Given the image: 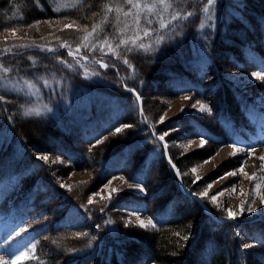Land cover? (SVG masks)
<instances>
[{
	"label": "rangeland",
	"instance_id": "rangeland-1",
	"mask_svg": "<svg viewBox=\"0 0 264 264\" xmlns=\"http://www.w3.org/2000/svg\"><path fill=\"white\" fill-rule=\"evenodd\" d=\"M15 1L21 2L20 0ZM67 1L70 4L65 5L64 3H60L61 5L58 10L71 8L72 4L82 7V2H84L83 7L86 5L85 0ZM170 1L173 2L175 7H178V3H192L189 9L183 8V10L188 11L186 16L188 18L189 11L199 6L201 14L195 27L197 30L195 34L196 42L192 44L191 39L189 40L190 45L195 46L194 50L192 49V54L194 58H198L199 55L205 58H214V54L208 44V27H213L215 21L219 19V14H216L218 4L215 2L214 5L209 6L206 0H165L168 5H170ZM232 1L239 2V0ZM104 2H106V4L101 8L102 16L107 19L113 16H120L118 24L115 26H118L120 29L137 31V33L133 35V38L128 41L129 47H125L129 54L134 51L132 59H129L127 63L123 60H118L113 43L107 44L111 45L110 48L108 46L103 47L101 54L105 59L90 58L89 61H86L84 58L76 56V54H70L73 58L67 55L61 56L63 54L61 50H63L64 47L62 45L55 46L53 41L57 42L55 40H58L64 35L67 36L71 30H75L78 33L77 38L86 36L85 32L80 28V26H82L80 23L81 21L79 19H74V15L35 16L28 19L27 15H25L26 13H24L25 6L23 5L21 10L18 9L17 13L11 16L8 24L0 25V95L4 97L3 100H0V106L4 108L5 105H7L13 108L12 103H14V105L17 104L19 107L20 104L17 103V97L21 92L23 101L26 104L21 106V110L19 109V117L22 118V120L26 119L29 126H35L34 121H40L41 118L53 120L54 113H59L60 110H62L65 100L63 99L60 107L54 108L52 103L49 104V95H47V93L50 92L53 84L56 85V88H59V84H62L56 75L63 70L64 65L69 67V71L65 70V74L70 77L69 79L74 78L76 84L79 83L80 80H83V86L92 89L95 94L100 93L103 87L109 90L106 95H108V93H115L112 88L115 89L116 85H119L120 88L123 87V90L131 93L132 97L131 101L127 100V102H123L127 115H125L123 119V124L116 127L115 122H113L112 125L111 122L114 121L112 118L106 123H101L99 127L103 131L100 132L102 138L98 140L99 142H90L89 145H87L90 150H92L97 143L104 141L110 136H118L126 129H133L134 127L132 126H135L138 121L147 123L154 136H158L154 134L157 125L161 126L163 129L161 134L164 135V137L168 135L170 139L168 142L165 138L168 153L170 154L169 146H171L174 151V157L180 162L179 167L172 159L179 169L181 182L186 185L183 182L184 176H186L187 180L191 182L190 185H186V188L202 199V201H199L193 196L191 197L202 205L203 210V206L206 205L215 213V216H222L223 218L229 219L227 223H229L232 230L235 231L238 238L237 243L242 248L264 249V244L256 241L251 235L246 237L242 234L243 232H241L240 228V226H247L251 223L258 224L257 233L264 237V203H262L260 199L261 196H264V159H261L264 157V141H262L263 137H261L264 132V124L263 126L260 125V121H262L261 116L254 115L251 112L249 117L247 116L248 121L246 123H240V125L237 124L235 126H231L230 123L227 125L225 124L231 132L232 140L229 137L230 142L217 144L207 141V144L202 146L201 141L205 139L190 135L186 125L187 120H190L191 116H196L212 124L211 126H214L213 121L217 116V112L210 105L209 99L190 92L173 95L166 88L156 90L152 86L153 83H151V78H158L162 74L163 68L161 65L166 60L175 57L174 49L180 45L179 42L184 36L183 31L185 29L182 30V27L187 25L186 21L183 19L176 23H173L172 20L171 22H165L169 25V28L175 26L176 33H179L178 35L173 33L172 38L169 39L167 38V29H162L159 25H156L154 31L151 29L154 24L148 25L145 22L143 9L134 10L125 0H107ZM138 2L155 3L158 5L156 9L158 15L153 14L148 17L153 21L168 9L164 10L163 5H159V0H138ZM108 7H112L113 11L108 12ZM117 7L122 11L117 12ZM206 7L209 8L207 13L204 12ZM239 8L240 3L234 5L233 8L228 7L230 16H233V13ZM133 11L140 12L138 23L134 22L132 15L127 17L123 15V12L132 13ZM95 14L96 11L92 12L88 17L94 18ZM87 23L89 24L90 21L88 20ZM92 24V27H95L94 22H92ZM67 25H72V27L68 28L66 27ZM201 25H203V27H201ZM90 26L88 28H90ZM262 28L264 29V26ZM145 30L150 32L151 35L145 37ZM198 31H200L199 34ZM193 33L195 32L193 31ZM158 35H164L165 40L162 45L157 46L155 41ZM132 41H134V43ZM26 43H28V45ZM37 43L43 44L38 46ZM141 43L145 46L143 49L139 47ZM149 45L152 47L149 48ZM24 47H28L29 49L22 50V52L27 50L24 54L19 53L21 52L19 50ZM34 51H39L40 54ZM72 52L80 53L77 51ZM55 53H58L59 56H55ZM183 56L184 54L181 58H183ZM243 57L247 61L249 59L251 63L253 62L248 49L243 50ZM113 58H115L116 61H113ZM105 63L108 64L107 68L100 66ZM261 66H259V68L253 66L250 68H243L239 66L236 69L222 63V67L210 69V74H212V76H210L209 79L212 80L214 74H220V79L223 77L225 80L232 81L237 89L245 93L247 97H250L249 102L252 100L255 105H259L264 109V80L257 79L252 75L256 72H260L264 75V65ZM4 69H8V71L5 72ZM34 73L41 75L39 79H36L38 85L28 79H22L23 76L30 77V75ZM54 74L56 75L54 76ZM18 75L22 77H18ZM130 79L132 82L137 81L145 92V109L147 113H145L144 110V99L142 98V102H139L137 96L126 89V86L129 87L128 85L130 83H127V81ZM220 79L216 77V80ZM46 80L50 84H48ZM42 84L45 85L44 88L40 87ZM60 89L66 96L67 93L69 94V89L66 85L63 84ZM107 90H105V92ZM4 93H7V96H4ZM185 96L191 97V99L186 100L184 99ZM116 100L117 99L110 97V99H107L106 103H113ZM197 101L206 104L208 108L211 109V113L209 114L207 111L201 112L199 110V104H197L196 108H193L192 104ZM134 108L137 109L140 117L138 114L136 117ZM48 109H51V111H48ZM0 113L2 112L0 111ZM37 113L40 114L37 115ZM251 117H254L259 122L258 129H255L253 126ZM148 118L152 124L148 122ZM179 122L184 123V125L179 126ZM12 127L14 126L12 125ZM117 128L120 129L119 132L116 131ZM108 129H110V131L104 132ZM30 132L34 139H40L41 142H48L49 147L46 148V152H41L40 150L42 149H32L30 152H27L28 154L26 153L25 157L29 156L32 164H37V166H43L45 162L47 166L50 167L44 166L45 170L47 168L48 171V180L53 179L54 184L58 185V187L60 186L65 191L71 192V195L76 197V199H74L75 202L72 201L67 203L68 207L66 210L68 213H71L73 217L68 216L66 219H74V222L77 219L81 222L85 221L82 224L84 226L82 227L83 231L86 233L87 231H93V235L91 236L93 239L90 243V248L97 249L99 257L106 255L107 263L108 257L111 255V248L116 252L115 246H132L136 244V241L132 244L129 243V239H133L131 236H137L138 239L142 240V237L145 235L158 234L166 229H171L172 232H176L179 236L186 235L187 239L183 240L185 243H182L184 247L187 246V244L194 245L196 252L194 256L192 255V257H190L193 264H208L207 261H209V258H207L205 252L208 245L211 244V240L206 236L208 235V231H205L204 235L200 233L206 221V215L211 214L204 210V214L202 215H198L199 213H197V215L194 214L195 216L193 215L185 218L186 216L178 215L179 213L176 211V207H178L176 203L183 205L185 204V200L179 199L178 201H172L168 199L167 201L165 196L161 198L156 196L155 198L156 192L163 193L165 190L164 188H166L164 187L166 182L159 179L151 186L156 172H152L151 177L149 176L147 183L144 184L132 181L128 179V176L121 173L113 174L110 177L96 181L94 173L98 175L99 172H102L104 168L103 165L106 166L110 158L114 156L112 153L120 149L121 151L123 149L126 151L128 149L126 148L128 143L127 140V142L120 141L119 145L112 148V150H105L99 158L87 161L83 163L85 165L80 166L66 161L60 154H57V151L51 147L56 141L52 138H50L49 141L44 139L42 137L44 132H40L39 128L33 127L30 129ZM215 136L218 137V140L223 141L224 135L220 129H216ZM28 137L26 132H17L14 128L10 130H2L0 128V143H3V140H8V142H12L13 144L19 143L16 145H23L25 143L31 146L28 142ZM133 138L134 137H131L130 139ZM155 144L153 142L151 145H148V148L150 147L149 149L152 150L153 147H162L160 141H157ZM233 144H235V148L232 147ZM158 148H156L157 152L154 154L161 157ZM224 148L227 149L225 155L222 153ZM163 149L165 150V148ZM1 150L2 149H0V151ZM92 151H96V149ZM44 156H47L48 159L44 160ZM133 160L137 162L140 160L141 162L139 163L143 162V158H139L138 156ZM171 168L175 175L173 176L176 177V180L180 181L175 168H173V166H171ZM241 168H243V172L240 171ZM193 169H195L194 172ZM230 172H236V175L226 176V173ZM138 177L141 181L142 174ZM178 184L180 186V182H178ZM257 184L260 185L259 195H257ZM137 185L140 186L139 189H137ZM4 188L5 183L0 184L1 194ZM152 191L154 193H152ZM183 192L186 193L184 189ZM136 195L144 198L149 195H154L150 205V209L153 212H151L149 207H143L141 203L138 204L136 201H128L129 196ZM20 197V192L18 190L12 195H8V205L18 201ZM213 197H215V200H213ZM0 198L2 199V196H0ZM23 200L24 197H21L18 202L21 204L24 202ZM55 201L59 200L56 199ZM89 201H91V203ZM126 201L129 202L130 208L124 206L123 202ZM242 204L245 209L243 214L240 212ZM80 205H83L87 209L92 208V210L85 212V215H79L77 213V207L80 208ZM249 207L254 210L251 212L248 211ZM229 209L236 213L235 219L228 217ZM132 212H136L137 215H132ZM137 216H139V219L145 221L152 220L155 227H140ZM34 220L37 224V218H34L33 221ZM258 220L263 221L262 223H258ZM128 221H131V223H128ZM182 223L188 225L186 234L177 230V228H179L178 226ZM207 229L209 230L210 228ZM27 231V226H23L19 229V219H14L12 212L7 211L0 213V257L10 261L22 252H27L28 257L21 260L20 264H56L58 261L57 258L54 261L55 254H62L65 257H70L82 253L85 250L80 246V243L74 245V242H68L66 244L64 241H60L58 236H51L50 231L37 240H35L33 233L28 234ZM79 232H71L72 234H69V236H75V233ZM178 235L175 236L178 237ZM111 237L115 239L113 244L114 247L108 242ZM94 240H96V242ZM190 241L191 243H189ZM138 242L142 255L149 252L148 250L150 247L147 244H143L142 241ZM151 244L154 245V242ZM85 247L86 250H90L87 241H85ZM170 254L174 256L178 255L175 251ZM150 256L149 263L146 261L147 264H175L172 259L157 258L154 251ZM98 263L99 262H96L95 264Z\"/></svg>",
	"mask_w": 264,
	"mask_h": 264
},
{
	"label": "trees",
	"instance_id": "trees-1",
	"mask_svg": "<svg viewBox=\"0 0 264 264\" xmlns=\"http://www.w3.org/2000/svg\"><path fill=\"white\" fill-rule=\"evenodd\" d=\"M20 1L21 2L15 0H0V25L8 24L11 16L16 14L18 9L21 10L23 5L25 6L24 13H26L25 15H27L28 19L35 16L74 15V19H79L81 21L80 23L82 26H80V28L85 32V35L93 32L94 27H92V22H94L96 31L87 41V43H89L88 48L83 47L86 42L83 40V37L77 38L78 33L75 30H71L67 36L64 35L58 40H55L57 42L53 41L55 46L62 45L64 47V49L61 50L63 51L61 56L67 55L73 58L69 51H76V49H79L80 53L89 58H103L100 50L101 47L103 48L107 46V44L112 43L118 60L129 61V59L131 60L134 56V51L130 54L126 51L125 47H129V45L128 43H124V41L132 39L137 31L120 29L118 26H115L118 24L120 16H113L109 19L102 16L101 8L106 4L104 1L107 0H85L86 5L84 7V2H82V7L72 4V7L66 10H58V8L61 5L60 3H64L65 5L70 4L67 0ZM216 3L218 4L216 14H219V19L215 21L213 27H208V44L214 54V58L201 57L199 54H196L199 55L198 58H194L192 54V49L194 50L195 46L190 45L189 40L191 39L192 44L196 42L195 34L197 30L195 27L201 14L199 6L189 11L188 18L186 17L188 11L183 10V8L189 9L192 3H178V7H175L173 2L170 1V7L153 21L154 25H152L151 29L154 31L156 25H160L161 18H163L164 22H171V15L175 13L180 17L177 21H182L184 19L187 25L182 27V30L185 29L183 31L184 36L179 42L180 45L174 49L175 57L166 60L161 65L163 68L162 74L158 78H151V83H153L152 86L156 90L166 88L173 95L190 92L209 99L210 105L217 112V116L213 121L214 126H211L212 124L203 119L191 116L190 120H187V129L190 135L203 138L210 143L225 144L229 142V137L231 139L230 132L226 125L230 123L231 126H235L237 124L240 125V123H246L248 121L247 116L249 117L251 112H256L254 109H251L255 108V104L252 100L249 102L250 97H247L245 93L237 89L232 81L225 80L223 77L220 79V74H214L213 79L210 80L209 78L212 76V74H210V69L222 67V63L236 69L239 66L243 68H250L251 66L259 68V66L264 65V29L262 28L264 26V0H239V2L232 0H216ZM238 3H240V10L238 9L233 13V16H230L228 7L233 8L234 5ZM94 11H96L95 17L89 18L88 16ZM88 20L90 21L89 24L87 23ZM177 21L172 22L176 23ZM89 26L90 28H88ZM193 31L195 33H193ZM199 33L200 31H198V34ZM26 44L28 45V43ZM42 44L43 43H37L38 46ZM160 45H162V43ZM24 49L28 50L29 48L24 47L19 50L21 51L19 53L24 54L27 51L25 50L22 52ZM245 49L249 50L253 61L252 63L249 59L247 61L243 57V50ZM34 52L40 54L39 51ZM183 54L184 56L181 58ZM55 56H59V54L55 53ZM103 59H105V57ZM112 60L116 61L115 58ZM65 70L69 71V67L66 65H64L60 73L57 75L54 74L62 83L59 84V88H56V85L53 84L52 89L47 93V95H49V104L52 103L54 108L60 107L63 99L65 100L63 108L59 113L55 112L54 117L49 114L53 117V120L41 118L40 121L33 122L35 126H29L26 119L22 120V118L19 117V109L21 110V106L26 104L23 101L21 92L17 97V103L20 104L19 107L12 102L13 108L7 105H5L4 108L0 106V111L2 112L0 113V128L2 130L14 128L17 132H26L29 136L28 142L31 145L29 146L25 143L23 145H16L19 143L13 144L12 142H8V140H3V143H0V149H2L0 151V184L5 183L3 193H0V196H2L1 209L14 210L19 216L22 218L24 217V225L36 231L39 238L50 231V235L58 236L60 241H64L66 244L68 242H74V245L80 243V246L85 249L84 251L82 250V253L70 257H65L62 254H55L54 261L56 258L58 261L56 264H95L96 262H99L98 264H147L150 261V254L153 253V251L157 258L172 259L175 264H193L190 257H192V255L194 256L196 252L194 245L187 244V246L184 247L182 243H185L183 240H185L186 235L179 236L176 232H172L171 229H166L158 234L145 235L142 237V240L138 239L137 236H131L133 239H129V243L132 244L136 241V244L132 246L114 247L113 244L115 239L111 237L108 242L117 251L114 252L113 248H111V255L108 257L107 263L106 255L99 257L97 253L98 250L90 248V243L93 239V237H91L93 231L86 230L87 233L83 231L82 227L84 226L82 224L85 221L81 222L77 219L74 222V219H66L68 216L73 217V215L66 210L68 207L67 203L72 201L75 202L74 199H76V197L71 195V192L65 191L60 186L58 187V185L54 184L53 179L48 180V171L47 168L45 170L44 166L50 167L47 166L45 162L43 166H37V164H32L29 156L25 157L26 153L30 152L32 149H42L40 150L41 152H46V148L49 147L48 142H41L40 139H34L30 132V129L33 127H37L40 129V132H44L42 136L44 139L49 141V139L52 138L56 141L51 147L57 151V154H60L66 161L80 166L85 165L83 163L87 161L99 158L105 150H112V148L119 145L120 141L124 142L127 140L128 143L126 148L128 149L126 151L124 149L121 151L120 149L112 153L114 156L110 158L106 166L103 165L104 168L102 167V172H99L98 175L94 173L96 181L110 177L113 174L121 173L128 176V179L132 181L144 184L147 183L149 176L151 177V173L156 172L154 180L152 179L151 186L159 179L166 182L164 186L166 188H164L165 190L163 193L156 192L155 198L156 196H159V198L165 196L167 201L168 199L172 201H178L179 199L185 200V204L183 205L176 203V206L178 205V207H176V211L179 213L178 215L186 216L185 218L193 216L194 214L197 215V213H199L198 215L204 214L202 205L180 189L178 184L179 181L174 177L175 175L173 174L171 164L166 159L163 144L160 142V144H162L161 148L153 147L152 150L149 149L150 147L148 148V145H151L153 142L154 144L157 143V141L159 142V139L157 136L153 135L147 123L138 121L136 124L134 123L135 126H132L134 127L133 129H126L118 136H110L104 141L97 143L96 146L92 148V150L96 149V151L90 150L87 145H89L90 142H97L102 138L100 132L103 131L99 127L101 123H106L112 118L114 120L111 122L112 125L113 122H115L116 127L123 124V119L126 115L125 104H123V102L132 100L131 93L123 90V87L120 88L119 85H116L115 89L112 88L115 93H108V95H106L109 90L103 87L100 93L95 94L92 89L83 86V80H80V82L76 84L74 78L69 79L70 77L65 74ZM31 75L30 77L18 75V77H22L24 80L28 79L38 85L36 79H39L41 75L38 73ZM216 77H219L220 80H216ZM127 83H130L128 86L134 87L139 94L143 96L144 110L145 113H147L145 109V92L137 81L132 82L130 79ZM48 84L50 83L48 82ZM63 84L69 89V94L67 93V96L60 89ZM44 86L43 84L40 85L42 88H44ZM105 90L107 91L105 92ZM4 96H7V93H4ZM110 97L117 100L107 104L108 102L106 103V101L110 99ZM256 110L261 112L259 109ZM134 111L137 117V109L134 108ZM251 121L253 126L257 127L255 120L251 119ZM148 122L152 124L149 118ZM12 125L14 127H12ZM178 125L181 126L184 125V123L179 122ZM216 129H220L224 135L223 141L218 140V137L215 136ZM162 130V127L157 125L154 134L161 136ZM108 131H110V129L104 132ZM131 137L134 138L130 139ZM165 138L168 142L170 141L168 135L165 136ZM156 148H158L161 157L154 154L157 152ZM169 151L172 159L180 167V162L174 157V151L171 146H169ZM137 156L143 158L142 163H139L141 162L140 160L139 162L133 160ZM141 174L142 178L140 181L138 176H141ZM183 182L187 186L191 183L187 180L186 176H184ZM16 190L20 192L21 197H24V202L21 204L18 202L20 201V197L18 201L8 205V195H12ZM76 190L79 191L78 189ZM152 193L154 192L152 191ZM153 198L154 195H149L146 198L136 195L129 196L128 201H136L138 204L141 203L143 207L147 206L150 209ZM56 199L59 201H55ZM128 201L123 202L126 208H130ZM90 210H92V208L87 209L83 205H80V208L77 207V213L79 215H85V212ZM151 212L153 211L151 210ZM34 218H37V224L35 220L33 221ZM205 220V223L202 222L204 224L200 234L204 235L205 231H208V235L206 236L211 240V244L208 245L205 252L207 258H209V261H207L208 264H264L263 248L244 249L237 243L238 238L229 223L215 222L209 215H206ZM258 226V224H249L247 226H240V228L243 235L246 237L251 235L256 241L264 244V238L258 237ZM178 227L177 230L186 234V230L188 229L186 223H182ZM207 228L210 229L208 230ZM69 229L79 230L80 232L71 231ZM71 232L79 233H75V236H69V234H72ZM175 235H178V237ZM85 241L88 242L90 250H86ZM94 241L96 242V240ZM138 241L147 244L150 247L148 250L149 252L142 255ZM191 241L189 243H191ZM152 242H154V245L151 244ZM174 251L177 252L178 255L174 256L170 254Z\"/></svg>",
	"mask_w": 264,
	"mask_h": 264
},
{
	"label": "snow or ice",
	"instance_id": "snow-or-ice-1",
	"mask_svg": "<svg viewBox=\"0 0 264 264\" xmlns=\"http://www.w3.org/2000/svg\"><path fill=\"white\" fill-rule=\"evenodd\" d=\"M125 2H126L128 5H130V6L132 7V9H134V10H140V9H143V13H144V15H145V22H146L148 25H151V24L153 23V20L150 19V18H148V17L151 16V15H153V14L158 15V13L156 12V9H157L158 5L155 4V3H152V4H149V3H140V2H138V0H125ZM206 2H207V4H208L209 6H212V5L215 4L216 0H206ZM159 5H163L164 10H166L167 8L170 7V5H168V4L165 2V0H159ZM107 11H108V12H112V11H113V8H112V7H108V8H107ZM116 11H117V12H121L122 10H121L119 7H117V8H116ZM208 11H209V8L206 7V8L204 9V12L207 13ZM123 15H124L125 17H127V16H129V15H132V16H133V19H134V22H135V23H138V21H139V16H140V12H139V11H133L132 13H129V12H123ZM178 19H180V17H178L175 13H173V14L171 15V20H172V21H177ZM159 26H160V28H162V29H167V30H168V37H167V38H169V39L172 38V34H173V33H174V34H177V35L179 34V33H176V31H175V26H173L172 28H169V25L166 24V23L164 22L163 18L160 19V25H159ZM66 27L71 28L72 25H67ZM201 27H203V25H201ZM95 31H96V29H95V27H94V28H93V32H90V33H88V35H86V36L83 37V40L86 42V43H84L83 47H85V48H88V47H89V43H87V41L89 40V37L92 36L93 33H95ZM150 35H151L150 32H148V31H146V30L144 31V36H145V37H148V36H150ZM164 40H165V36H164V35H158V38L156 39L155 43H156V45L158 46V45H160L161 43H163ZM132 42L134 43V41H132ZM125 43L127 44L128 41H125ZM107 46H108L109 48L111 47V45H107ZM139 47L143 49L145 46H144L143 43H141V44L139 45ZM151 47H152V46L149 45V48H151ZM102 50H103V48L101 47V51H102ZM76 51L79 52V49H76ZM125 63H127V61H125ZM100 66L103 67V68H107V67H108V64L105 63V64H101ZM4 71L7 72L8 69H4ZM252 75H253V77H255V78H257V79L264 80V75H262L260 72L253 73ZM3 99H4V97H3L2 95H0V100H3ZM137 99L139 100V97H138V96H137ZM184 99H186V100H187V99H191V97L185 96ZM197 104H199V110H200L201 112H205V111H207V112H209V114L211 113V109H209L208 106H207L206 104L200 103L199 101H197L196 103H193V104H192V107H193V108H196V107H197ZM48 111H51V109H48ZM141 111H142V109H141ZM39 114H40V113H37V115H39ZM116 131L119 132L120 129L117 128ZM164 139H165L164 135L159 136V140L163 141ZM206 144H207V140H202V141H201V145H202V146H203V145H206ZM165 147H167V145H165ZM232 147L235 148V144H233ZM43 159H44V160H47L48 157H47V156H44ZM261 159H264V157H262ZM194 171H195V169H193V172H194ZM240 171L243 172V168H241ZM227 175L235 176V175H236V172L226 173V176H227ZM139 187H140V186L137 185V189H139ZM259 188H260V185L257 184V185H256L257 195H259ZM205 195H206V193H205ZM260 199H261V202L264 203V196H261ZM213 200H215V197H213ZM89 202L91 203V201H89ZM253 210H254V209H252L251 207H249V209H248V211H250V212L253 211ZM244 211H245V209H244V205L242 204V205H241V208H240V212H241V214H243ZM131 214H132V215H137L136 212H132ZM228 217L231 218V219H235V218H236V213H234L231 209H229V210H228ZM137 220H138V224H139V226L142 227V228H147V227H149V226L155 227V225L153 224L152 220H147V221H145V220H143V219H139V216H137ZM128 223H131V221H128ZM185 239H187V237H185ZM33 247H35V246H33ZM27 257H28V253H27V252H22L20 255L16 256L14 259H12V260H10V261H9V260H4L2 257H0V264H20L21 260H23V259H25V258H27Z\"/></svg>",
	"mask_w": 264,
	"mask_h": 264
},
{
	"label": "water",
	"instance_id": "water-1",
	"mask_svg": "<svg viewBox=\"0 0 264 264\" xmlns=\"http://www.w3.org/2000/svg\"><path fill=\"white\" fill-rule=\"evenodd\" d=\"M126 89H128L129 91L133 92L136 96H138V97H139V102H141V97H140V95L138 94V92L136 91V89H134V88H127V87H126ZM160 141H161V140H160ZM161 142H162L163 145H164V148H165V154H166V158H167L168 162L171 164V166H173V168H175V171L177 172V175H178V177H179V179H180V185H181V188L184 189V190L186 191L187 194H189V195H191V196L197 198L199 201H202V199H200L199 197H197L195 194L191 193L190 190H189L188 188H186L185 185H183V183L181 182V175H180L179 169H178V167L176 166V164L173 162V160L171 159V157H170V155H169V153H168L167 147H165V145H167L165 139H164L163 141H161ZM203 207H204V210H205L206 212L212 214V212L210 211V209H209L206 205H204Z\"/></svg>",
	"mask_w": 264,
	"mask_h": 264
},
{
	"label": "bare ground",
	"instance_id": "bare-ground-1",
	"mask_svg": "<svg viewBox=\"0 0 264 264\" xmlns=\"http://www.w3.org/2000/svg\"><path fill=\"white\" fill-rule=\"evenodd\" d=\"M131 88H134V87H131ZM135 89V88H134ZM229 130V129H228ZM230 132V131H229ZM230 134H231V132H230ZM226 148V147H225ZM224 148V150L222 151V153L225 155V153H227L226 151H227V149H225ZM221 156H223V155H221ZM224 158V157H223ZM185 191V190H184ZM186 192V191H185Z\"/></svg>",
	"mask_w": 264,
	"mask_h": 264
}]
</instances>
